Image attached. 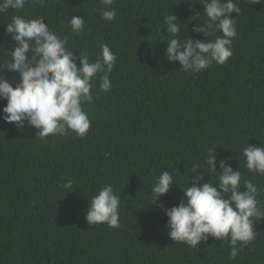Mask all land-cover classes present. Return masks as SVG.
<instances>
[{
  "label": "trees",
  "instance_id": "trees-1",
  "mask_svg": "<svg viewBox=\"0 0 264 264\" xmlns=\"http://www.w3.org/2000/svg\"><path fill=\"white\" fill-rule=\"evenodd\" d=\"M234 2L241 12L232 13L233 55L199 73L168 62L169 37L160 31L172 13L182 41L205 39L192 31L207 19L202 0H115L112 22L101 19V0H32L0 13V59L9 49L11 61L16 42L5 30L15 15L43 18L76 57L95 62L102 44L117 57L111 89L99 92L94 79L93 102L83 106L91 121L86 137L41 140L37 130L0 119V264H264V220L254 223L256 239L233 259L230 244L211 236L195 248L172 241L159 207L180 204L194 165L205 173L201 183L217 182L205 163L209 148L217 162L228 161L242 180L264 189V175L248 172L241 151L264 146V0ZM72 16L84 19L79 35L69 26ZM3 75L20 82L18 73ZM6 104L0 100V116ZM162 171L175 186L152 205ZM108 184L121 197V226L88 225L92 197ZM258 199L264 205V192Z\"/></svg>",
  "mask_w": 264,
  "mask_h": 264
},
{
  "label": "clouds",
  "instance_id": "clouds-1",
  "mask_svg": "<svg viewBox=\"0 0 264 264\" xmlns=\"http://www.w3.org/2000/svg\"><path fill=\"white\" fill-rule=\"evenodd\" d=\"M32 0H0V13L9 10H22ZM43 3V0H36ZM115 0H101L99 14L101 19L112 22L117 18V11L112 5ZM259 4L260 0H252ZM204 23L192 29L203 34L205 39L188 36L183 41L179 38L182 26L172 13L163 16L162 29L169 37L164 53L168 62L177 63L185 72L199 73L215 64L224 65L232 57V43L237 35L236 19L240 7L234 0H202ZM200 15L193 16V20ZM84 19L72 16L69 26L79 35L84 31ZM6 34L16 42L11 49V61L7 58L9 49L0 59V100H6L3 107V119L15 123L18 129L29 126L41 139L49 136L65 137L75 133L80 138L87 136L91 127L84 104L93 102V81L98 78L99 92L111 89L112 73L116 55L107 44L101 45V52L95 62H90L87 54L74 56L67 47V38H61L51 30L43 18L25 19L21 15L12 17L7 24ZM221 35L214 40L206 37ZM164 36V35H163ZM79 62V66L77 64ZM5 71L19 74L20 82L8 81ZM15 84V87L13 86ZM27 122V123H25ZM245 158V167L252 174L264 175V146L246 145L241 149ZM205 163L212 173L217 174V182L201 183L205 173L197 172V165L191 168L187 187L183 188L184 198L178 206L170 209L160 204V209L167 217V227L172 241L197 247L208 237L228 242L230 258H236L238 249L247 247L256 239L254 223L264 220V205L258 197L264 192L251 180L243 178L241 171H234L226 160L217 162L216 149L209 148ZM219 163L220 172H217ZM201 170V169H200ZM175 186L173 176L162 171L151 189L152 205ZM245 189L241 191V189ZM121 197L114 192L112 185L103 186L92 197L87 209L88 225L120 227L119 210Z\"/></svg>",
  "mask_w": 264,
  "mask_h": 264
}]
</instances>
